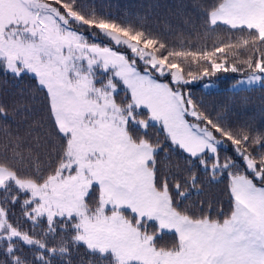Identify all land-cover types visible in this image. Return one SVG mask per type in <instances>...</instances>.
<instances>
[{
  "label": "snow or ice",
  "instance_id": "6c2138e0",
  "mask_svg": "<svg viewBox=\"0 0 264 264\" xmlns=\"http://www.w3.org/2000/svg\"><path fill=\"white\" fill-rule=\"evenodd\" d=\"M193 7L198 42L170 45L94 0H0V76L34 81L0 104V264H264V133L184 90L264 89V0ZM225 181L227 208L199 199Z\"/></svg>",
  "mask_w": 264,
  "mask_h": 264
},
{
  "label": "trees",
  "instance_id": "16d2710c",
  "mask_svg": "<svg viewBox=\"0 0 264 264\" xmlns=\"http://www.w3.org/2000/svg\"><path fill=\"white\" fill-rule=\"evenodd\" d=\"M94 2L98 9L107 10L119 16L144 17L153 32L160 35L170 45H178L181 39L185 43H188L189 40L193 44L198 42L196 32L185 24V19H199L198 10L193 7L195 0H94ZM200 2L204 3L206 0H200ZM200 31L202 34V29ZM104 42L107 43V41ZM212 42L210 38L207 41L209 46ZM241 55L244 53L241 52ZM242 76H244L242 73L218 72L215 75L194 81L185 86L184 90L189 92L197 106L206 111L214 120L218 116L223 117L222 123H226L234 129L247 127L253 134L257 131L264 133V89H260L258 86L252 90L239 92L229 89V86ZM5 79H7V83L3 82ZM206 81L217 83L218 88L205 89L201 84ZM33 84L34 81L27 78L24 81L15 82L10 78L0 76V104L11 107L21 99V90L25 91V99L31 102L28 91L32 90ZM33 111L34 114L28 121L16 118L21 134L28 130L27 125L31 124L33 120H41L42 105L36 104ZM189 119L193 118L189 117ZM15 127L16 124H13V128ZM44 130L41 127H36L33 130V135H43ZM227 154L232 155L231 151H228ZM174 159L177 158L174 157ZM201 178L205 182L208 180V177L203 175ZM226 183L227 181L207 184L205 196L199 197V199L212 197L220 200L227 208ZM15 211L19 216L18 207ZM172 239L171 236H165L166 241Z\"/></svg>",
  "mask_w": 264,
  "mask_h": 264
},
{
  "label": "rangeland",
  "instance_id": "374dc122",
  "mask_svg": "<svg viewBox=\"0 0 264 264\" xmlns=\"http://www.w3.org/2000/svg\"><path fill=\"white\" fill-rule=\"evenodd\" d=\"M244 78V76H242V77H240L239 79H243ZM238 79V80H239ZM237 80V81H238ZM236 81V82H237ZM236 82L235 83H233V84H231L230 86H229V89H232L233 90V85H235L236 84ZM205 89H217L218 88V84L217 83H215V82H212V81H206V82H203L202 84H201ZM205 85H210L209 87H205Z\"/></svg>",
  "mask_w": 264,
  "mask_h": 264
}]
</instances>
